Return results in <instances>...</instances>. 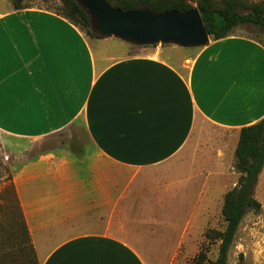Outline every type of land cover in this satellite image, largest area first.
I'll return each mask as SVG.
<instances>
[{"label":"crops","instance_id":"crops-1","mask_svg":"<svg viewBox=\"0 0 264 264\" xmlns=\"http://www.w3.org/2000/svg\"><path fill=\"white\" fill-rule=\"evenodd\" d=\"M182 48L0 8V131L35 153L12 184L38 264H158L210 210L264 117V46Z\"/></svg>","mask_w":264,"mask_h":264},{"label":"trees","instance_id":"trees-1","mask_svg":"<svg viewBox=\"0 0 264 264\" xmlns=\"http://www.w3.org/2000/svg\"><path fill=\"white\" fill-rule=\"evenodd\" d=\"M104 1L112 9L122 12L146 9L154 15L166 11L185 13L194 8L186 0ZM10 3L13 10L29 8L24 6L21 0H10ZM196 7L212 40L229 36L232 30L240 25L257 26L264 30V8L260 5L248 6L241 0H196ZM50 12L77 27L87 39L104 38L94 30L89 13L76 0H61V7ZM234 160L239 179L236 186L223 196L221 216L226 224L225 230L205 232L208 241H220L218 257L210 261L205 252L200 251L195 258V264H229L228 251L242 219L248 211L260 210L261 205L253 196V189L264 167V117L256 124L240 129ZM19 212L18 222L15 220L12 223L14 231L2 241L1 264H38L20 207Z\"/></svg>","mask_w":264,"mask_h":264},{"label":"rangeland","instance_id":"rangeland-1","mask_svg":"<svg viewBox=\"0 0 264 264\" xmlns=\"http://www.w3.org/2000/svg\"><path fill=\"white\" fill-rule=\"evenodd\" d=\"M6 1L0 0V8L6 5ZM22 4L29 8H41L49 11L57 10L61 7V0H21ZM80 4L87 9L85 0H79ZM191 6L196 7V0H186ZM220 1V0H214ZM248 6L260 5L264 8V0H241ZM11 5V3H10ZM235 33L245 35L258 41L264 46V30L257 26L240 25L234 28ZM92 39V38H90ZM211 39V38H210ZM200 48H192L187 54L181 56L193 57ZM182 51L186 49L182 48ZM28 143H19L10 136H6L0 131V257L2 256V241L13 232L12 223L19 219V204L12 184L13 176L19 166L34 155L27 152L23 156H18L16 151H28ZM35 149V148H34ZM36 151V150H35ZM235 161V160H234ZM230 170V175L221 177L224 179L225 187L217 189L215 184L214 196H222V201L217 202L214 197L213 205L203 218H198L194 230L186 240L182 241L178 253L172 257H159L158 264H195V258L200 251L205 252L207 259L214 261L218 257L219 240L208 241L205 238L207 230L223 232L225 222L221 216V207L224 194L236 186L239 174L234 168ZM235 173V174H233ZM221 186L220 184L218 185ZM221 190V191H220ZM253 196L260 203L259 211H248L242 219L236 232L233 243L228 251L227 261L229 264H264V167L258 177L253 189ZM146 260L153 263L158 257L145 256ZM1 259V258H0ZM0 264L2 260H0Z\"/></svg>","mask_w":264,"mask_h":264},{"label":"water","instance_id":"water-1","mask_svg":"<svg viewBox=\"0 0 264 264\" xmlns=\"http://www.w3.org/2000/svg\"><path fill=\"white\" fill-rule=\"evenodd\" d=\"M85 2L94 30L104 37L137 45L175 44L183 48H200L209 41L197 7L185 13L166 11L154 15L146 9L122 12L104 0Z\"/></svg>","mask_w":264,"mask_h":264}]
</instances>
